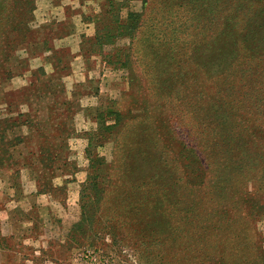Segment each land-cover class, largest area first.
I'll use <instances>...</instances> for the list:
<instances>
[{
    "label": "rangeland",
    "instance_id": "obj_1",
    "mask_svg": "<svg viewBox=\"0 0 264 264\" xmlns=\"http://www.w3.org/2000/svg\"><path fill=\"white\" fill-rule=\"evenodd\" d=\"M143 3L130 0L128 7L141 13ZM30 6L19 19L27 32H0V48L9 47L0 51V112L31 118L49 140L25 125L12 129L10 139L20 136L23 143L0 169V264H193L192 256L213 264L208 258L221 254L224 182L231 187L222 193L234 201L224 207L227 216L248 209L244 235L253 239L255 226L264 249V211L256 203L262 198L254 186L264 159L252 160V172L241 154L253 159L258 145L264 155V53L246 61L223 53L221 8L192 21L188 32H197L194 40L204 46L190 48L187 65L181 67L178 54L159 60L157 90L127 53L120 67L109 61L111 47L93 46L107 0H33ZM99 113L109 117L105 126L119 116L118 127L99 132ZM58 122L61 133L54 134L50 125ZM230 137L234 142L225 143ZM87 152L103 162L96 173ZM195 156L201 177L191 188L185 174L190 180ZM222 162L241 165L243 173L221 171ZM89 176L107 192L90 190ZM149 179L164 214L142 208ZM234 182L245 191L233 193ZM146 224L156 235H172L175 245L151 238ZM178 243L189 249V262L175 255Z\"/></svg>",
    "mask_w": 264,
    "mask_h": 264
},
{
    "label": "trees",
    "instance_id": "obj_2",
    "mask_svg": "<svg viewBox=\"0 0 264 264\" xmlns=\"http://www.w3.org/2000/svg\"><path fill=\"white\" fill-rule=\"evenodd\" d=\"M32 1L33 0H0V32L7 29L10 33L16 34L27 32L28 30L25 29V22L19 19L23 18V12H28L27 7L32 5ZM107 1L108 11L104 14V19L96 30L93 46L99 48L100 52L103 51V49L111 47V51L115 54H113V57H109V61L112 60L111 63H117L120 67L125 65L121 60L127 53L128 57L130 56L129 62L141 67L142 70L145 68L148 73L147 76L150 75L151 78H154V86L157 90L161 85V82L156 78L157 74L155 72V66L159 63V60L172 54H178L181 57V67L182 65H187L189 52H191L190 48L193 45L196 47L204 46V42H200L199 40L195 42L194 39L197 32L194 33L192 30L191 33L193 35H190V32H188L192 21L194 20V24H196L199 18L206 14L212 15L215 11L220 10V8L221 17H224L221 24L224 23V25H221V35L219 34L218 37L221 36V49H223V53L228 55L231 54V56L236 55L244 60L253 59V56L264 53V0H142L144 2V7L141 13L130 11L128 7L130 0H125L124 2H116V0ZM146 1L149 2L148 5ZM13 11L16 13L21 12V15L17 16L13 15V13L11 14ZM9 14H11V16H9ZM9 24H11V26H9ZM193 26L195 29L197 28V25ZM208 32L211 33V36L216 34L211 28ZM184 35H187L188 41L184 40ZM202 35H205V33ZM206 35L208 36V34ZM0 37H2V35ZM123 39L128 40V45L119 46L118 43ZM8 48V45H4L3 48H0V51L3 52ZM198 49L199 48L194 52H197ZM3 70L4 69L0 67V75H2L1 73ZM168 95L169 94H167V97ZM109 112L110 115L113 114L112 111ZM107 116V113H99L97 115L96 120L100 127L99 132H112L115 127H118L120 117L114 118L113 124L105 126L106 120L109 118ZM21 118V114H18L16 118L13 119L10 116L2 115L0 112V169L6 164H9V162H13L10 150L23 143L21 138H19L20 136L10 139L13 128H19L25 125L32 131H36L39 137L45 138L46 141L49 140V137L40 132L39 127H37L38 125L32 121L31 118H28V120L24 122H22ZM227 122L229 123V121ZM61 128V122L50 125V131L54 134L61 133L58 132ZM226 129L227 128H225V130ZM231 130L233 129L230 127L226 131L229 134ZM95 138L101 139V136H95ZM229 141L230 142L225 143L234 142L231 137ZM149 144L152 145V143ZM253 153L257 155L253 159H251L250 155L244 152L241 153L244 156L243 162H246V165H250L247 167L249 171L251 166L256 165L253 161L264 159L262 150L258 145L257 150H253ZM87 154L89 157L90 169L96 173L99 167L103 165V162L101 159L91 157L89 152H87ZM152 160L154 161V159ZM196 160L195 156V160L190 161V166L194 170L190 172L192 174L190 180L188 178L189 174H185L191 188L201 177V171L196 166V164L200 163ZM158 161L162 162L163 159L158 157ZM239 161L241 160L238 159L237 162L239 163ZM221 165V171L229 169L232 171L238 170L239 173H243V167L241 165L238 166L230 163L224 166L223 162ZM251 171L254 172L252 168ZM256 175L258 176L254 186H257V191L261 193L259 197L264 201V161L260 164V167H258ZM95 178L96 176H89L87 183L90 184V190L99 193L100 190H97L95 185ZM148 181L149 185H147L148 187L143 190L141 195V201L146 204H142V208L146 210L148 214H151V212L157 214L160 211L158 208L161 204L157 202L151 194L156 184L151 182L150 179ZM224 183L221 184V254L220 256L208 258V261L212 260L213 264H264L262 238L261 235L256 232V227L254 226L253 228V239H247L244 235V228L248 226V224L243 221V217H247L249 210L243 211L244 216H242L240 212L232 217H228L231 214L227 216L225 208L227 209L234 201L228 200L226 195L222 193L231 187V184ZM177 187H179V184H177ZM244 187L243 185L239 186V182H234L233 193L237 194L239 190H241V192L245 191L243 190ZM129 188H132L131 185H129ZM104 192H107V190L100 191V193ZM246 195L249 196V194ZM239 196H241V194H238L236 197ZM243 200L245 203L248 201L246 199ZM262 200L259 199L256 201L257 204L260 203L257 209L264 211V202H262ZM252 207L253 205L251 204L250 208ZM108 209L109 207L107 206L105 210ZM160 212L164 214V211ZM85 214L86 212L82 207V215L84 216ZM253 215L254 214L251 213L252 217ZM256 220L258 219L254 221L256 222ZM113 227L115 228L116 226H110V228ZM144 227L146 230L151 228L149 224H146ZM153 231L154 229H150V235L147 234L151 238L159 239V243H170L172 240L173 243H176L172 235L164 237L161 236V231H157L158 235L154 234ZM154 242L158 244V242ZM175 243L173 245H175ZM175 249V255L180 256L181 260L189 262L187 257L190 255L187 247L178 243ZM192 258H194L192 259L194 261L193 264H200V260L196 261L195 256H192ZM205 259L207 258L205 257L204 260Z\"/></svg>",
    "mask_w": 264,
    "mask_h": 264
}]
</instances>
